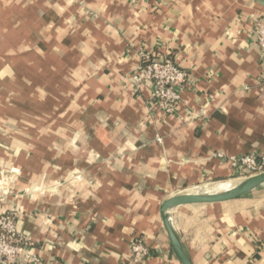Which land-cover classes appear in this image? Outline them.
I'll return each instance as SVG.
<instances>
[{
  "label": "crops",
  "instance_id": "obj_1",
  "mask_svg": "<svg viewBox=\"0 0 264 264\" xmlns=\"http://www.w3.org/2000/svg\"><path fill=\"white\" fill-rule=\"evenodd\" d=\"M256 19L253 0H0V215L34 259L18 264H131L136 237L143 264H179L161 204L233 187L229 159L264 151ZM141 53L187 73L173 115L130 80ZM167 215L191 264H264V185Z\"/></svg>",
  "mask_w": 264,
  "mask_h": 264
},
{
  "label": "built area",
  "instance_id": "obj_2",
  "mask_svg": "<svg viewBox=\"0 0 264 264\" xmlns=\"http://www.w3.org/2000/svg\"><path fill=\"white\" fill-rule=\"evenodd\" d=\"M141 1L163 3L166 0ZM254 35L258 48L264 53V20L254 21ZM140 58L137 72L130 80L135 83H147L150 86L151 110L173 115L180 102L181 91L187 85V73L180 69L171 57L141 53ZM229 163L239 177L248 178L263 173L264 151L257 155L230 158ZM25 245L27 241L17 232L15 216L11 213L0 215V264H18L23 258L34 261L33 258L23 255ZM129 253L131 264H143L152 256L149 248L139 237L132 239Z\"/></svg>",
  "mask_w": 264,
  "mask_h": 264
},
{
  "label": "water",
  "instance_id": "obj_3",
  "mask_svg": "<svg viewBox=\"0 0 264 264\" xmlns=\"http://www.w3.org/2000/svg\"><path fill=\"white\" fill-rule=\"evenodd\" d=\"M264 9V0H253ZM264 185V172L248 177L230 190L214 194H186L174 196L164 201L160 208V218L168 237L171 253L179 264H191L170 226L167 211L185 205H209L224 203L242 197Z\"/></svg>",
  "mask_w": 264,
  "mask_h": 264
},
{
  "label": "bare ground",
  "instance_id": "obj_4",
  "mask_svg": "<svg viewBox=\"0 0 264 264\" xmlns=\"http://www.w3.org/2000/svg\"><path fill=\"white\" fill-rule=\"evenodd\" d=\"M231 186H225V185H220V186H217L213 189V191H209V192H204L206 194H214V193H220V192H224V191H227V190H230ZM230 188V189H229ZM200 191V189H199ZM197 192V191H195ZM198 193V192H197Z\"/></svg>",
  "mask_w": 264,
  "mask_h": 264
},
{
  "label": "rangeland",
  "instance_id": "obj_5",
  "mask_svg": "<svg viewBox=\"0 0 264 264\" xmlns=\"http://www.w3.org/2000/svg\"><path fill=\"white\" fill-rule=\"evenodd\" d=\"M246 178H243V177H241V178H239V180H237V182H235L234 184H232L233 185V187H235L236 185H238L239 183H241L243 180H245ZM232 186L230 187V188H233ZM229 188V189H230ZM206 189V188H205ZM205 189H202L201 191H204V192H209V191H213V189H211V190H205Z\"/></svg>",
  "mask_w": 264,
  "mask_h": 264
}]
</instances>
